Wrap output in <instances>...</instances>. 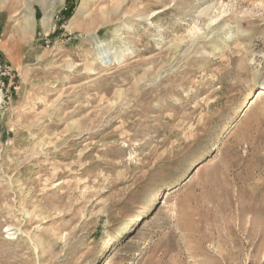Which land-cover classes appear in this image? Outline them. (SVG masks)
Segmentation results:
<instances>
[{
    "label": "rangeland",
    "instance_id": "1",
    "mask_svg": "<svg viewBox=\"0 0 264 264\" xmlns=\"http://www.w3.org/2000/svg\"><path fill=\"white\" fill-rule=\"evenodd\" d=\"M261 86L264 0H0V264H264Z\"/></svg>",
    "mask_w": 264,
    "mask_h": 264
},
{
    "label": "bare ground",
    "instance_id": "2",
    "mask_svg": "<svg viewBox=\"0 0 264 264\" xmlns=\"http://www.w3.org/2000/svg\"><path fill=\"white\" fill-rule=\"evenodd\" d=\"M255 94H256V96L254 97ZM262 95H264V86L259 87L257 90H255V91L253 92L251 98H249V100H248L247 103H246V106H247L246 110L249 109L253 104H255L256 101H257V99H258L260 96H262ZM246 110H245V111H246Z\"/></svg>",
    "mask_w": 264,
    "mask_h": 264
}]
</instances>
